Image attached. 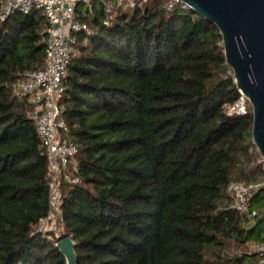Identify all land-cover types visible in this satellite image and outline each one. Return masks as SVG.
Here are the masks:
<instances>
[{"label":"trees","instance_id":"obj_1","mask_svg":"<svg viewBox=\"0 0 264 264\" xmlns=\"http://www.w3.org/2000/svg\"><path fill=\"white\" fill-rule=\"evenodd\" d=\"M166 0L114 11L79 6L90 34L64 82L80 183L63 181V228L77 264H257L233 255L260 223L232 208V181L264 179L252 106L239 97L216 25ZM39 10L0 20V264H67L37 231L50 212L48 160L13 83L45 65ZM264 206V191L253 207Z\"/></svg>","mask_w":264,"mask_h":264},{"label":"built area","instance_id":"obj_2","mask_svg":"<svg viewBox=\"0 0 264 264\" xmlns=\"http://www.w3.org/2000/svg\"><path fill=\"white\" fill-rule=\"evenodd\" d=\"M95 1L101 2L105 8L107 13L105 25L110 24L114 11L143 8L148 2V0H0L1 21L15 13L29 14L32 10H39L47 22L43 29L46 41L45 65L38 70L27 72L13 83V93L26 104L27 113L36 126L43 153L48 160L50 212L38 225V232L43 234H52L55 230L57 232L60 229L58 222L63 224V181L73 184L81 182L77 176L78 147L70 139V128L64 115L63 99L66 91L64 82L72 58L78 55L77 35L91 33L89 25L80 20L78 8L84 6L92 11ZM164 7L167 11H172L176 7L191 10L183 0H166ZM238 91L240 94L238 99L227 109L228 116H244L249 112L251 104L248 97L241 89L238 88ZM260 162L264 167V158L261 157ZM261 191H264V179L249 184L232 181L228 186V192L234 198L232 208L250 226L264 221V206L261 209L253 207V200ZM49 220L51 226L48 225ZM236 254L256 255L257 264H264V241H256L248 245L247 252L240 250Z\"/></svg>","mask_w":264,"mask_h":264},{"label":"water","instance_id":"obj_3","mask_svg":"<svg viewBox=\"0 0 264 264\" xmlns=\"http://www.w3.org/2000/svg\"><path fill=\"white\" fill-rule=\"evenodd\" d=\"M195 14L217 26L226 63L253 112L252 139L264 158V0H183ZM55 246L67 264H77L76 243L62 234Z\"/></svg>","mask_w":264,"mask_h":264},{"label":"rangeland","instance_id":"obj_4","mask_svg":"<svg viewBox=\"0 0 264 264\" xmlns=\"http://www.w3.org/2000/svg\"><path fill=\"white\" fill-rule=\"evenodd\" d=\"M48 223H49L48 225L51 226V221H50V220H49ZM49 226H47V228H48ZM58 227L60 228L59 231L56 232V230H55V232L52 231V232H53L52 234H48V233H45V234H44L46 237H48V240L51 241V242H53L54 244H56L57 239H58L59 237H61L62 234H64L63 224H60V223L58 222ZM38 230H39V226L37 227V231H38ZM45 230H46V229H45ZM48 230H49V229H48ZM259 236L264 237V223H260L259 227H258L257 230L255 231L254 239H257ZM254 242H256V241H255V240H254V241H251L250 244H248V245H252V243H254ZM248 245H247L245 248L241 249V251H242V252H247V251H248ZM249 249H250V248H249ZM236 253H237V251H236V252H235V251L232 252L233 255H237Z\"/></svg>","mask_w":264,"mask_h":264}]
</instances>
